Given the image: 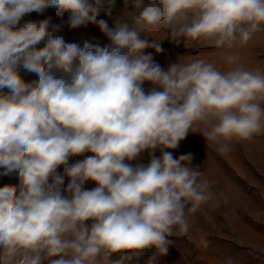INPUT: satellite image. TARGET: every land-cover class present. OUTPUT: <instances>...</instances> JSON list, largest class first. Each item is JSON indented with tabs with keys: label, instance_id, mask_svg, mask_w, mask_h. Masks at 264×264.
<instances>
[{
	"label": "clouds",
	"instance_id": "clouds-1",
	"mask_svg": "<svg viewBox=\"0 0 264 264\" xmlns=\"http://www.w3.org/2000/svg\"><path fill=\"white\" fill-rule=\"evenodd\" d=\"M115 4L0 0V175L19 180L0 187V264H139L150 249L146 264H159L190 214L228 203L191 154L167 150L189 132L220 152L264 134L259 69L229 55L227 71L203 59L165 71L145 54L160 45L141 39L163 28L184 46L202 38L217 48L245 45L264 31V0H123V20L110 29L97 16ZM49 7L67 20L25 19ZM88 23L110 43L60 34ZM146 151L147 165L139 162ZM76 156L85 158L70 164ZM89 181L96 186L86 189Z\"/></svg>",
	"mask_w": 264,
	"mask_h": 264
},
{
	"label": "rangeland",
	"instance_id": "rangeland-1",
	"mask_svg": "<svg viewBox=\"0 0 264 264\" xmlns=\"http://www.w3.org/2000/svg\"><path fill=\"white\" fill-rule=\"evenodd\" d=\"M48 17L52 18L54 24L67 20V14L58 18L54 7H49L42 15L33 12L25 19L43 20ZM100 20L105 21L110 29H115L117 23L123 20V0H116L111 14H108L107 7L103 8L97 16V21ZM60 34L67 42L82 44L85 40H96L101 44L110 43L98 23H88L86 27L71 31L65 27ZM147 36L141 34V39L158 43L162 51L148 48L145 54L151 53L154 62L165 71L178 60L189 63L197 59L212 63L220 71H227L235 65L229 64L226 58L234 55L237 63L246 69H259L264 73V31L255 33L247 44H237L232 49L217 48L213 41L203 38L187 42L185 46L181 38L177 44L170 37L166 38L163 28L150 30ZM21 75L26 81L36 79L34 74L22 72ZM143 87L148 91L152 85L146 82ZM217 147V144L207 141L199 133L189 132L177 148L167 150L172 152L174 158L191 154L192 166H199L212 182L211 191L223 193L228 203H223L220 198L217 206L213 207L212 202H209L190 214L188 231L169 238L173 244L168 254L159 258V264H224L229 257L236 264H264V134L255 135L246 141L233 140L229 142L227 152H220ZM155 155H161L159 149ZM84 158L72 157L69 163ZM139 162L145 165L149 163L147 151ZM58 172L63 173L62 166ZM18 183L16 173L0 175V187ZM67 183L65 179V187ZM95 186L91 181L85 184L86 189ZM153 252L154 249L148 250L139 264H146Z\"/></svg>",
	"mask_w": 264,
	"mask_h": 264
}]
</instances>
